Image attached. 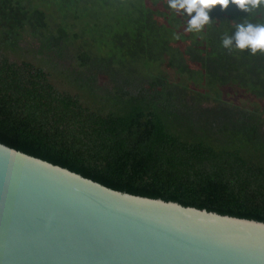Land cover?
Segmentation results:
<instances>
[{
    "label": "trees",
    "instance_id": "1",
    "mask_svg": "<svg viewBox=\"0 0 264 264\" xmlns=\"http://www.w3.org/2000/svg\"><path fill=\"white\" fill-rule=\"evenodd\" d=\"M31 5L0 0V144L117 192L264 223V53L222 44L264 25V7L216 5L197 32L168 0H88L95 43Z\"/></svg>",
    "mask_w": 264,
    "mask_h": 264
},
{
    "label": "water",
    "instance_id": "2",
    "mask_svg": "<svg viewBox=\"0 0 264 264\" xmlns=\"http://www.w3.org/2000/svg\"><path fill=\"white\" fill-rule=\"evenodd\" d=\"M0 264H264V223L117 192L0 144Z\"/></svg>",
    "mask_w": 264,
    "mask_h": 264
},
{
    "label": "clouds",
    "instance_id": "3",
    "mask_svg": "<svg viewBox=\"0 0 264 264\" xmlns=\"http://www.w3.org/2000/svg\"><path fill=\"white\" fill-rule=\"evenodd\" d=\"M230 3L246 12L264 7V0H168V6L171 9L183 10L190 17L187 30L197 32L209 22L206 10H211L216 5L224 10ZM222 44L225 48L249 49L252 55H255L257 51L264 53V25H238L235 33L224 38Z\"/></svg>",
    "mask_w": 264,
    "mask_h": 264
},
{
    "label": "rangeland",
    "instance_id": "4",
    "mask_svg": "<svg viewBox=\"0 0 264 264\" xmlns=\"http://www.w3.org/2000/svg\"><path fill=\"white\" fill-rule=\"evenodd\" d=\"M24 2L31 3L32 7L35 6L40 10L42 9V11L44 10L51 24L55 22L60 26H64L63 24L65 22L68 26L69 33L81 37L79 41L89 42L91 39H94L96 43L98 37L95 40L91 28V24L94 22L96 16L90 14V19H86L85 7L88 4V0H24ZM74 15L77 17V20L72 19ZM85 26L87 30H85ZM100 28H102V23L100 24ZM88 29H90V31H88ZM166 75L170 78L169 74ZM232 94L233 95L224 97V100H228V102L232 104L243 105L246 108L249 107L251 103L249 97L242 96L238 93Z\"/></svg>",
    "mask_w": 264,
    "mask_h": 264
}]
</instances>
